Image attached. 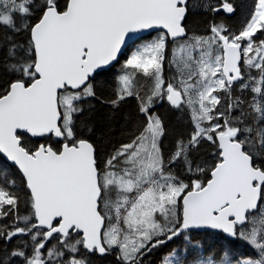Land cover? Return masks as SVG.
<instances>
[{
    "label": "snow or ice",
    "instance_id": "obj_1",
    "mask_svg": "<svg viewBox=\"0 0 264 264\" xmlns=\"http://www.w3.org/2000/svg\"><path fill=\"white\" fill-rule=\"evenodd\" d=\"M0 264H264V0H0Z\"/></svg>",
    "mask_w": 264,
    "mask_h": 264
},
{
    "label": "trees",
    "instance_id": "obj_2",
    "mask_svg": "<svg viewBox=\"0 0 264 264\" xmlns=\"http://www.w3.org/2000/svg\"><path fill=\"white\" fill-rule=\"evenodd\" d=\"M238 3H244V4H247V3H250V0H237ZM242 19V17L238 18L237 20L235 21H232V23L234 24H238L239 23V20ZM218 246H222V242H221V245H218ZM164 251L165 250H161L160 252H158L156 254V258L155 260H158L163 254H164Z\"/></svg>",
    "mask_w": 264,
    "mask_h": 264
}]
</instances>
